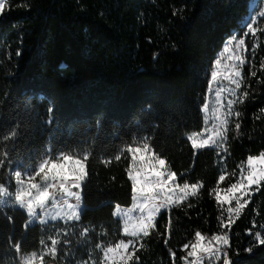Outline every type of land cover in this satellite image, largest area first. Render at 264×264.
Returning a JSON list of instances; mask_svg holds the SVG:
<instances>
[{
	"label": "trees",
	"instance_id": "16d2710c",
	"mask_svg": "<svg viewBox=\"0 0 264 264\" xmlns=\"http://www.w3.org/2000/svg\"><path fill=\"white\" fill-rule=\"evenodd\" d=\"M250 1L8 0L0 13V160L8 158L0 185L13 169L38 166L49 148L53 157L89 158L78 221L29 225L24 210L0 206V264H21L53 239L57 252L43 264H102L103 249L129 239L128 264H183L196 231L227 235L234 264H264L255 241L257 232L264 238V181L230 221L215 197L248 156L264 153V28L242 72L225 152L196 151L187 138L202 130L213 60L242 30ZM144 143L178 184L203 187L159 213L149 235L128 237L113 215L132 202L127 149Z\"/></svg>",
	"mask_w": 264,
	"mask_h": 264
},
{
	"label": "snow or ice",
	"instance_id": "6c2138e0",
	"mask_svg": "<svg viewBox=\"0 0 264 264\" xmlns=\"http://www.w3.org/2000/svg\"><path fill=\"white\" fill-rule=\"evenodd\" d=\"M8 0H0V13H2L7 7ZM264 15V14H262ZM249 29H252L253 25L249 23L247 25ZM243 44L244 41L239 42ZM227 51V49H225ZM20 55V53H18ZM236 60L242 65L244 60L237 56ZM219 64V61H217ZM213 78H216L218 73L213 71L211 73ZM230 75L234 76L237 79H233L232 83L235 84L236 88H240L242 83V73L238 69H234ZM253 76L256 75L255 72L252 73ZM227 78V77H226ZM235 94V89L232 90ZM245 96L247 93L244 94ZM240 102H243L241 99ZM233 101H228L229 109L232 108ZM55 109L50 108L49 113L53 112ZM230 114V113H229ZM240 113H236V116H239ZM52 121L51 115L49 116L48 123ZM228 123L227 119H221V126H226ZM236 128L239 129L240 125L237 124ZM217 135L221 138H226L227 129L224 127L223 131H217ZM191 140V146L196 144L197 147L192 149H203L209 140L198 142L196 139H193L191 136L188 137ZM149 148L148 143H144L142 148L129 147L128 152L132 154L131 159L133 161L139 162L138 169L133 172L132 170L128 171L129 179L131 181V188L133 183H135L136 191L133 193V198L143 197V203L138 205L139 208L143 210L144 215L139 221L138 224L131 226L130 234L133 237H136L139 233H143L144 236L149 235V230L154 227V221L157 218V214L161 213L162 210L169 209L170 206H180V202L187 199L188 196H196L199 188L203 187L202 184L195 183L194 187L192 184L185 182L182 186L175 184L177 180V175L166 169V161L159 156H155L150 152H146ZM45 157L40 159L38 166L35 164L26 166L22 170H15L12 175L15 177L16 184V193H15V202L19 206V209H26V213L32 220L40 215L41 213L44 216L48 215L47 205L51 201L53 205L56 204L58 200H63L64 204L67 205L66 211H58L55 215H51L50 219L52 221H57L62 216L67 217V221H78L80 219V214L77 209L80 206V201L82 200L83 187L87 179L86 171V162L89 158L88 154L84 155L83 159L78 158V154H65L64 152L58 153L56 156H52L51 149H46ZM7 155L4 160H0V165H3L7 161ZM120 156L116 157V160H119ZM9 162V166L11 167ZM247 163L251 171L248 172V175L244 177L246 183H233L227 189V192L230 194L229 199H235L237 201V207L235 208V213L238 215L248 204V198L246 197L243 202L240 201V196L236 193L244 194L250 188V186L256 185L257 191H259V186L261 181H264V153H261L259 157L248 156ZM39 177L41 183L35 182V179ZM26 178V179H25ZM225 175L219 176V181L225 180ZM175 184V186H173ZM68 185H71L69 187ZM73 188L78 189L79 191H73ZM191 188V191L188 189ZM49 189H55L56 191H49ZM5 188L0 186V194L5 192ZM59 192V195H57ZM179 197L176 199L175 197ZM75 198L76 203H69V199ZM216 200L223 203L219 195V190H217ZM229 213L233 212V209H228ZM130 212V210H129ZM129 212L125 213V216H129ZM10 219V218H9ZM48 220L41 219L40 224H47ZM128 223V220H125V224ZM144 225H147L146 227ZM87 231V229H85ZM126 233L129 232V227L124 230ZM83 235V233H81ZM195 236L197 238V243L192 245V250L187 253L189 257H196L197 252L202 251L207 253L209 256H214L217 261L222 260V264H234V261L229 256L230 241L227 235L225 236H213L212 239L217 241L219 244L227 247H216L209 248L204 247L200 244V241L203 239L201 232L196 231ZM255 241L259 245H264V238H261L259 232L256 233ZM45 242L42 240L41 244ZM58 241L53 239L51 240V252L49 255L55 256L57 252ZM132 240H128L127 243H124L121 240L116 244L115 249L109 247L105 252V257L111 253L112 259H116L117 256L124 262L128 264V261L134 258V252H127L126 250L132 245ZM97 248H100L101 245L97 244ZM184 248H188V245L185 244ZM17 252L21 249V242H17L15 245ZM125 250V251H122ZM245 252L251 253L252 248H246ZM43 259V256H41ZM24 264H34L32 258H27ZM194 264H199L198 261Z\"/></svg>",
	"mask_w": 264,
	"mask_h": 264
},
{
	"label": "rangeland",
	"instance_id": "374dc122",
	"mask_svg": "<svg viewBox=\"0 0 264 264\" xmlns=\"http://www.w3.org/2000/svg\"><path fill=\"white\" fill-rule=\"evenodd\" d=\"M248 14L244 18V20L241 23L242 30L239 32L232 33L224 42L223 46L221 47L220 51L217 53L216 58L212 66L211 73L213 71H216L218 73L216 78H213L212 75L210 76L209 85L207 86V93L205 96L204 104L201 108L202 116H203V127L202 130L194 133H191L189 136H191L193 139H196L198 142H202L205 140H209V144L205 146V148H214L217 149L219 152H225L226 142H227V136L226 138H221L217 135V131H223L224 127H226L228 132V126L231 122L232 117L235 114V104L240 100V97L242 96V84H243V70L244 67L249 63V59H251V54L253 53L254 46L257 45L258 42V34L262 28H264V0H251L249 2V8ZM251 23L253 25V29L255 30L253 32L252 29H249L247 25ZM243 40L244 43L240 44L239 42ZM227 49V51H225ZM240 56L244 63L241 65L238 60H236V57ZM217 61H219V64H217ZM234 69H238L241 71L242 76L239 79H242V83L240 88H236L235 84L232 83L233 79H237L234 76L230 75ZM210 73V74H211ZM227 77V78H226ZM233 89H235V94H233ZM232 100L233 105L232 108L229 109L228 107V101ZM230 113V114H229ZM226 118L228 123L226 126H221L220 120ZM188 136V137H189ZM187 137V138H188ZM191 143V140H189ZM193 148L197 147L196 144L192 145ZM136 148H142L143 145L134 146ZM128 150V149H127ZM198 151L199 149H195ZM146 152H151V149L148 148ZM129 153V152H127ZM130 157L132 156L131 153ZM154 155V154H153ZM260 156V155H259ZM256 156V157H259ZM247 161V160H246ZM130 168L129 170H132L135 172L139 167L138 161H133L131 159V164H129ZM167 169V167H166ZM18 169H13V171H10L9 178L11 181H8V185H0L5 188V192L3 194H0V206L1 207H13V208H19V206L15 202V193H16V184H15V177L12 175V173ZM167 171H169L167 169ZM251 171V169L248 166V163L246 162L243 167L239 169L237 172L236 180L233 183H246V180H244V177L248 175V172ZM130 178V177H129ZM26 179V178H25ZM35 182L41 183L39 180V177L35 179ZM222 181H220L221 183ZM232 183V184H233ZM175 184H178L177 181H175ZM175 184L173 186H175ZM222 184V183H221ZM220 184V185H221ZM180 185V184H178ZM71 187V185H68ZM182 186V185H180ZM231 185H228L227 187H220L216 189L215 197L217 194V190H219V195L221 196V199L224 201L223 205L226 207V212L228 213L227 221L232 220L234 217L238 216L235 213V208L237 207V201L235 199H229V193L227 192V189ZM256 185L250 186V188L245 192L244 194L236 193V195L240 196L241 203L243 200L251 195L253 187ZM194 187V185H193ZM191 191V188L188 189ZM49 191H56L55 189H49ZM73 191H79L78 189L73 188ZM133 193L136 191L135 183H133ZM57 195H59V192H57ZM189 197V196H188ZM187 197V199H188ZM178 199L179 197H175ZM182 202V201H181ZM180 202V203H181ZM69 203L75 204V198L69 199ZM128 207H116L114 210V217L119 219L121 222V230L122 234L128 237H133L130 234L131 226L138 224L139 221H141L142 216L144 215L143 210L138 207L140 203H143V197L134 199L132 197V202ZM174 206V205H173ZM172 206L169 207V209ZM233 209L232 213H229L228 209ZM48 209V215L44 216L43 213L38 215L35 220H32L31 217L28 216V224H34V223H40L41 219L48 220V223H54L57 221H61L64 223H70L74 221H67L66 216H62L57 221H52L50 219L51 215H55L58 211H66L67 205L64 204L63 200H58L55 205L51 201L48 202L47 205ZM83 209L82 201H80V206L77 209L78 213L81 214ZM167 209V210H169ZM130 210V212H129ZM26 212V209H24ZM165 211V210H162ZM161 211V212H162ZM129 212V216H125V213ZM159 214V213H158ZM157 214V217H158ZM128 220V223L125 224V220ZM145 227L147 225H144ZM129 227V232L126 233L124 230H126ZM151 230V229H150ZM149 230V231H150ZM143 235V233H139L136 237ZM215 236H225L223 234L215 235ZM203 239L200 241V244L204 247L209 248H216V247H227L219 244L217 241L213 240L212 237H205L203 236ZM131 240V239H129ZM120 242V241H119ZM127 241H124V243H127ZM197 243V238L195 237V240L188 246L186 250V257L184 259L183 264H194V262L198 261L199 264H222V260L217 261L214 256H209L207 253H204L202 251L197 252L196 257H189L187 253L192 250V245ZM118 244V243H117ZM133 244V243H132ZM116 245H113L111 248L115 249ZM52 246H46L43 250H41L39 253H29L23 256L18 257L21 264H24L25 260L27 258H32L34 261V264H43V259H41V256H49V253L51 252ZM132 248V245L126 250L127 252H130ZM108 248L103 249V253L100 254L101 262L102 264H119L124 263L119 256H117L116 259H112L113 254H109L108 257H105V252ZM125 251V250H122ZM52 256V255H51Z\"/></svg>",
	"mask_w": 264,
	"mask_h": 264
}]
</instances>
